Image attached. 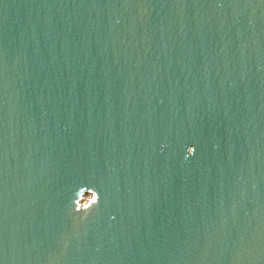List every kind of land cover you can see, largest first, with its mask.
Wrapping results in <instances>:
<instances>
[{"label":"water","instance_id":"95a60500","mask_svg":"<svg viewBox=\"0 0 264 264\" xmlns=\"http://www.w3.org/2000/svg\"><path fill=\"white\" fill-rule=\"evenodd\" d=\"M0 264H264V0H0Z\"/></svg>","mask_w":264,"mask_h":264},{"label":"rangeland","instance_id":"374dc122","mask_svg":"<svg viewBox=\"0 0 264 264\" xmlns=\"http://www.w3.org/2000/svg\"><path fill=\"white\" fill-rule=\"evenodd\" d=\"M89 196L88 195H85V196H83V199H82V201H81V203H86V199L88 198Z\"/></svg>","mask_w":264,"mask_h":264}]
</instances>
